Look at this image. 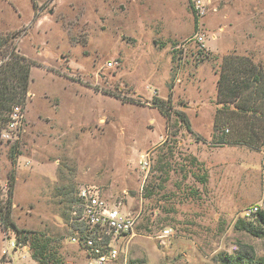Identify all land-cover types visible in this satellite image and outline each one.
<instances>
[{
  "label": "rangeland",
  "instance_id": "obj_1",
  "mask_svg": "<svg viewBox=\"0 0 264 264\" xmlns=\"http://www.w3.org/2000/svg\"><path fill=\"white\" fill-rule=\"evenodd\" d=\"M203 1L198 19L191 0H0V39L32 63L0 140L1 205L13 169L10 219L30 264L31 243L48 264H82L68 240L82 188L138 215L119 240L128 264H223L248 247L264 264V236L237 226L264 210V151L220 144L213 126L223 57L264 74V0Z\"/></svg>",
  "mask_w": 264,
  "mask_h": 264
},
{
  "label": "trees",
  "instance_id": "obj_2",
  "mask_svg": "<svg viewBox=\"0 0 264 264\" xmlns=\"http://www.w3.org/2000/svg\"><path fill=\"white\" fill-rule=\"evenodd\" d=\"M196 27V26H195ZM32 63L24 56L15 52L14 47L8 48V43L0 39V130L5 127L8 115L13 108L24 110L28 94L30 70ZM217 104L213 126L217 132L222 129L226 138H219L220 144L236 143L255 150L264 151V74L247 58L223 57L217 79ZM161 115L168 120L169 113L163 107V102L156 104ZM182 121H186L184 116ZM186 123V122H185ZM188 126V125H187ZM229 136V137H228ZM18 148V146H17ZM16 147L10 149L9 158L13 163ZM7 199L1 205L0 200V228L9 231L19 241L17 235L22 233L10 219L12 194L14 187V170L8 174ZM254 223L238 220L237 226L242 231L254 237L264 236V210L255 214ZM25 238V237H23ZM32 258L38 264H48L45 247H38L31 243ZM249 252L241 255H227L222 257L223 264H257L251 247ZM260 261V262H258ZM130 264V262H129Z\"/></svg>",
  "mask_w": 264,
  "mask_h": 264
},
{
  "label": "built area",
  "instance_id": "obj_3",
  "mask_svg": "<svg viewBox=\"0 0 264 264\" xmlns=\"http://www.w3.org/2000/svg\"><path fill=\"white\" fill-rule=\"evenodd\" d=\"M192 11L196 18H202L207 12V4L203 0H191ZM199 41L201 38H197ZM111 66V63H108ZM15 107L8 115L5 127L0 130V140L9 139L3 133L18 123ZM22 113V112H21ZM141 169L149 167L147 155L141 156ZM257 209H248L246 216L255 214ZM138 215L125 212L119 206L111 205L103 198L82 188L78 191L70 211L69 242L75 245L82 254V264H128L126 255L120 248L121 239L131 234L137 224ZM170 229H163L161 238L170 234ZM6 258L2 264H30V251L22 245L9 231L3 232L0 259Z\"/></svg>",
  "mask_w": 264,
  "mask_h": 264
},
{
  "label": "crops",
  "instance_id": "obj_4",
  "mask_svg": "<svg viewBox=\"0 0 264 264\" xmlns=\"http://www.w3.org/2000/svg\"><path fill=\"white\" fill-rule=\"evenodd\" d=\"M27 147V144L25 145ZM28 159V158H27Z\"/></svg>",
  "mask_w": 264,
  "mask_h": 264
}]
</instances>
